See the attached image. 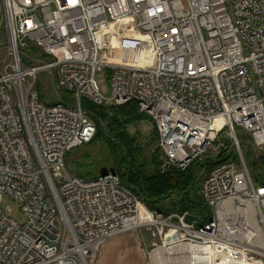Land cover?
I'll return each mask as SVG.
<instances>
[{"label": "built area", "instance_id": "obj_1", "mask_svg": "<svg viewBox=\"0 0 264 264\" xmlns=\"http://www.w3.org/2000/svg\"><path fill=\"white\" fill-rule=\"evenodd\" d=\"M0 8V203L17 200L25 216L0 207V264H95L108 239L144 229L158 240L150 264H264V184L238 136L240 128L253 153L264 152V0H0ZM105 69L109 96L96 80ZM46 70L75 102L41 100ZM83 98L136 102L155 121L162 171L185 172L214 146L219 161L202 184L211 219L151 210L115 171L71 174L68 153L97 131Z\"/></svg>", "mask_w": 264, "mask_h": 264}, {"label": "trees", "instance_id": "obj_2", "mask_svg": "<svg viewBox=\"0 0 264 264\" xmlns=\"http://www.w3.org/2000/svg\"><path fill=\"white\" fill-rule=\"evenodd\" d=\"M83 106L89 112L97 128L93 140L87 144L102 142L109 144L111 162L114 164V168L107 171H115L119 174L122 180L144 200L149 209L162 212L165 215L172 212L194 214L198 216L200 223H205L211 219V209L203 197L202 185H197L194 175V165L201 158L194 161L185 172L176 168H168L162 171L160 165L164 162L165 156L158 145L157 148L162 151L163 158L157 153H152L151 162L156 164V168L150 169L149 166H146L153 173L150 170L145 171V163L139 161V159L142 154H149V147L138 146L139 142L132 139L127 131L129 123L137 122L143 115H146L139 111L138 104L130 102L122 106H106L86 99ZM155 134L158 139L157 128ZM74 151L75 149L72 152ZM72 152H69L67 157ZM87 156L90 157V155ZM259 163L261 170L256 172L253 169V176L256 182L264 184V154H261ZM214 165L215 163H213ZM199 166L198 164L197 169ZM93 169L97 170L98 167H93ZM91 173L92 171H89V173L77 171L76 175L90 179L100 174L91 175ZM173 197H176V199ZM166 200H170V206L166 205Z\"/></svg>", "mask_w": 264, "mask_h": 264}, {"label": "rangeland", "instance_id": "obj_3", "mask_svg": "<svg viewBox=\"0 0 264 264\" xmlns=\"http://www.w3.org/2000/svg\"><path fill=\"white\" fill-rule=\"evenodd\" d=\"M0 16H1V8H0ZM36 51L37 49H33ZM96 80L98 83V86L100 88V91L104 96H109L111 94L110 90V83H111V72L108 69H105L103 71H100L96 75ZM37 89L40 95L41 100L46 104H55L62 101V98L66 99L67 101L73 103L75 102L74 94L70 91H66L64 89H58L55 76L52 72L46 70L42 71L38 74L37 79ZM83 102L86 101L85 98L82 99ZM156 130V124L155 121L151 116L143 115L141 119H139L137 122H132L127 125V131L132 139H135L137 142H139L140 147H149L148 155L142 154L139 161L145 163V171H148L152 168H156V164L151 162L152 159V153H157L163 158V153L160 151L157 147L159 145V141L157 139V136L155 134ZM238 136L241 140V146L244 151V155L249 162V165L252 169V172L254 173L253 169L256 172H260L261 166H259V158L261 157V154L263 155L264 152H258L257 155L253 153V144L251 142V137L249 134L238 129ZM216 145V143H214ZM216 148L214 146L212 148H209L207 152L204 153L201 160L199 161V168L194 172V175L196 177L197 185H202L204 180L207 178L210 169L213 167V160H217L216 158H212V154H216L215 152ZM111 148L109 144L107 143H90L87 145H84L83 147L79 149H75L74 152H72L68 158H67V164L69 168V172L71 174H76L77 171H81L84 173H89V171H92L91 175H96L98 173H101L103 170H113L114 164L111 162V155L110 151ZM230 150L232 152L231 158L236 157V148L233 146V143L230 147ZM221 152V151H220ZM87 155H90L87 156ZM88 157V159H87ZM148 158V159H146ZM137 161V162H139ZM254 161V165H253ZM146 166L150 167V169L146 168ZM240 166V164H239ZM93 167L98 169H93ZM160 169L161 165H160ZM151 173H153L152 170H150ZM176 199V197H173ZM166 205L170 206V200H166ZM0 207L8 214L19 220L20 222H25V216L23 214L21 204L9 197L5 196L0 203ZM141 231V230H140ZM142 234L146 233L145 237H147V245H144L143 250L146 256L147 264H150L149 260V252L154 248L153 244L154 242H158V240L154 239L152 236V231L149 229H144L141 231ZM141 236V235H140ZM137 241V239H136ZM104 245V243H103ZM103 245L100 247V251L97 254V259L95 264H120L119 259L123 256H118V258L113 260L104 258V254L102 252Z\"/></svg>", "mask_w": 264, "mask_h": 264}, {"label": "crops", "instance_id": "obj_4", "mask_svg": "<svg viewBox=\"0 0 264 264\" xmlns=\"http://www.w3.org/2000/svg\"><path fill=\"white\" fill-rule=\"evenodd\" d=\"M141 231H129L108 239L103 245L104 258L114 261L118 256H123L119 259L120 264H147L143 250L147 237Z\"/></svg>", "mask_w": 264, "mask_h": 264}, {"label": "water", "instance_id": "obj_5", "mask_svg": "<svg viewBox=\"0 0 264 264\" xmlns=\"http://www.w3.org/2000/svg\"><path fill=\"white\" fill-rule=\"evenodd\" d=\"M6 44V42L2 39H0V46H4ZM230 138H226V137H223L222 138V141L224 142V144H228ZM219 161V160H217ZM199 162H197L195 165H194V172L196 171L197 169V166H198ZM107 170H103L101 173L102 175H105L107 174ZM185 221L188 222V223H196L198 221V216L197 215H194V214H187L186 217H185Z\"/></svg>", "mask_w": 264, "mask_h": 264}, {"label": "bare ground", "instance_id": "obj_6", "mask_svg": "<svg viewBox=\"0 0 264 264\" xmlns=\"http://www.w3.org/2000/svg\"><path fill=\"white\" fill-rule=\"evenodd\" d=\"M72 151H73V150H72ZM72 151H71V152H72ZM187 250H189V248H188Z\"/></svg>", "mask_w": 264, "mask_h": 264}]
</instances>
